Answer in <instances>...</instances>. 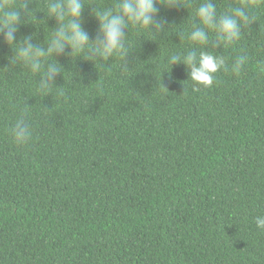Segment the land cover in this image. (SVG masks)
<instances>
[{"label":"trees","instance_id":"1","mask_svg":"<svg viewBox=\"0 0 264 264\" xmlns=\"http://www.w3.org/2000/svg\"><path fill=\"white\" fill-rule=\"evenodd\" d=\"M117 2L82 0L89 44L48 58L61 66L48 89L0 39V264H264V2L230 46L190 40L205 0L158 5L163 31L130 24L123 59L101 60L93 13ZM212 2L220 16L244 0ZM47 4L32 0L18 40L48 47ZM190 51L225 59L211 87L169 63ZM25 110L33 138L18 146Z\"/></svg>","mask_w":264,"mask_h":264},{"label":"clouds","instance_id":"2","mask_svg":"<svg viewBox=\"0 0 264 264\" xmlns=\"http://www.w3.org/2000/svg\"><path fill=\"white\" fill-rule=\"evenodd\" d=\"M262 2L264 0H244L242 6L235 7L228 14L218 16L212 0H205L196 12L201 27L194 28L190 34V40L205 45L209 40L208 33L212 31L217 34V44L232 45L240 38L242 27L255 20L254 16H249L244 10L245 7H252ZM31 3L32 0H19V2L18 0H0V39L14 51L15 59L12 64L20 61L28 66L33 74L41 73L39 87L48 89L54 84L57 74L61 72V66L57 62H49L48 58L53 57V54H62L66 46L71 49V53L74 49L83 52L90 38L80 20L82 0H48L49 17H54L59 23L48 47L46 49L34 47L31 43V35L18 40L16 35L18 27L25 22L22 15L27 18L29 15L34 17L33 9L29 8ZM177 4H179L177 0H118L114 8L93 13L99 22L98 35L102 38L89 49L101 60H107L114 54H120L123 59L126 53L125 29H128L131 24L161 32L164 30L166 21L158 17L160 11L158 5L172 8ZM181 62L188 68L189 78L194 84L205 87H211L213 74L225 67V59L222 56H216L207 51H201L199 56L195 51H190L183 57L172 55L169 58L171 65ZM245 63L244 56L237 57L231 66V71L239 74ZM120 68L123 73L129 72L127 63L121 64ZM259 71L264 73V65L259 66ZM197 90L198 88H193V91ZM26 114L25 110L10 129L12 140L18 146L27 145L33 138L32 128L25 118ZM255 224L258 229L264 231V215L257 216Z\"/></svg>","mask_w":264,"mask_h":264}]
</instances>
